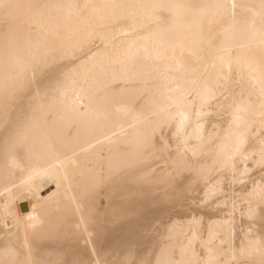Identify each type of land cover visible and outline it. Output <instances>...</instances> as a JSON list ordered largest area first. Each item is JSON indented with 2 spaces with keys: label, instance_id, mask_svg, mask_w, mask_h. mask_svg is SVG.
I'll list each match as a JSON object with an SVG mask.
<instances>
[{
  "label": "bare ground",
  "instance_id": "6f19581e",
  "mask_svg": "<svg viewBox=\"0 0 264 264\" xmlns=\"http://www.w3.org/2000/svg\"><path fill=\"white\" fill-rule=\"evenodd\" d=\"M37 2L83 5L102 0ZM236 2L258 3V0ZM145 24L146 28H137L136 33L130 31L127 21L109 23L104 29L110 50L122 51L130 44L139 50L137 69L140 74L134 78L114 76L110 70L105 72L98 65L87 63L88 55L104 47V42L98 38L77 52L78 59L71 55L50 58L37 71V84L41 89L47 87L50 94L66 77L76 80L77 87L83 89L82 94L106 113L107 120L94 130L81 132L69 145L71 150L78 152V160L90 161L88 167L93 169L92 173L81 176L80 168H69L68 178L64 179L60 170L57 172L59 187L55 178L42 171L54 163L51 158L37 159L35 155L29 158L27 148L21 147L18 152L24 167L5 176L0 155V241L11 239L21 244L27 235L33 257L46 264H72L74 260L86 264L97 261L99 264H122L125 260L155 259L162 247L178 251L182 244L190 241L201 254L202 245L211 242L210 246L220 249V258L228 264H247L248 261L259 264L258 251L251 256L240 253L242 242L246 245L248 239L264 240V203L247 196L255 183L264 182V170L259 165L254 166L249 161V171L243 176L245 164L239 159L234 172L213 168L200 175L196 171L175 168L171 157L176 154L179 141L173 135L174 123H162L157 128L155 149H150L139 160L113 153V166L109 167L106 162L111 142L105 137L121 126L126 129L132 124L143 127L145 117L157 122L159 117L152 113L168 103L169 97L177 96V85L187 91L191 88L190 82L197 81L201 85L207 83L215 92L199 117L196 116L198 100L188 108L190 119L186 132L193 137L189 145L200 143L194 138L197 122L204 138L200 154L194 158V167L211 163L215 138L223 135L236 102L251 100L259 110L261 50L258 46L241 50L242 54L253 56L254 61L251 67L238 70L235 51L229 67L217 59L214 49L209 54L207 44L202 45L200 51L177 48L174 54L171 50L165 54L160 37L152 34L155 26L147 20ZM68 27L82 29L83 25L73 17ZM22 33L25 40L45 38L43 29L29 28L26 22ZM210 38L214 45L220 43L218 35ZM47 39L52 41L50 33ZM145 53L150 57L147 60ZM158 56L162 58L155 59ZM35 91L36 84L18 102L17 111L21 114L28 112L35 103L31 99ZM69 96L74 98L75 91H70ZM118 108L121 110L117 111ZM254 119L258 121V117ZM252 132L258 139L257 126ZM210 135L212 142H209ZM94 140L100 143L87 152H79ZM29 167L34 169L31 174ZM86 185L90 192L82 222L73 199L77 203L81 201ZM212 185L216 189L214 192L209 190ZM6 204L9 212L4 211ZM31 216L39 220L35 228L26 227Z\"/></svg>",
  "mask_w": 264,
  "mask_h": 264
},
{
  "label": "snow or ice",
  "instance_id": "6c2138e0",
  "mask_svg": "<svg viewBox=\"0 0 264 264\" xmlns=\"http://www.w3.org/2000/svg\"><path fill=\"white\" fill-rule=\"evenodd\" d=\"M73 17L80 20L82 29L68 27V22ZM146 20L155 26L152 34L160 37L165 54L169 50L174 54L177 48L182 51L185 48L190 52L200 51L201 46L207 44L209 54L214 49L217 59L229 67L233 63L232 53L235 51V63L239 70L251 67L254 61L253 56L242 54L241 50H251L258 46L261 50L259 110L251 100L236 102L223 135L215 138L211 163L194 167V158L200 154L204 138L201 125L197 122L194 138L200 143L189 145V139L193 137L186 132V123L190 119L188 108L198 100L196 116L199 117L215 92L207 83L201 85L197 81H191V88L187 91L177 85V96L169 97L168 103L159 106L152 113L159 117L157 122L153 123L145 117L143 127L132 124L126 129L121 126L117 132H111L105 137L111 142L106 160L109 167L114 163L113 153L139 160L150 149L154 150L157 128L162 123H174L176 131L173 135L179 143L176 154L171 157L173 167L196 171L200 175H204L206 169L210 171L213 168L234 172L239 159L245 164L242 176L249 171V161L264 170V0H258V3H237L236 0H201L198 3L193 0H102L100 3L83 5L72 2L0 0V155L3 157L2 170L5 176L16 168L24 167V160L18 152L21 147L27 148L26 155L29 158L35 155L37 159L51 158L54 161L42 171L55 178L58 187L60 178L57 172L60 170L63 171L64 179L68 178L69 168H80L81 176L92 173L93 169L88 167L90 161L82 163L78 160V152L71 150L69 145L79 138L81 132H89L102 126L107 120L106 113L98 105L88 101L86 95L82 94L83 89L77 87V81L69 77L58 84L51 94L47 87L41 89L36 81L37 71L50 58L71 55L78 59L77 52L98 38L104 42V47H98L88 55L87 63L98 65L105 72L110 70L114 76L134 78L140 74L137 69L139 50L134 49L132 44L122 51L110 50L104 29L109 23L127 21L130 31L136 33L137 28H146ZM25 22L29 28L43 29L45 38L35 41L23 39L22 28ZM49 33L53 37L52 41L47 39ZM212 35L221 38L218 45L213 44L210 38ZM149 58L145 53L144 59ZM160 58L162 57H155ZM34 84L36 91L31 99L35 103L28 112L21 114L17 111L18 102L32 90ZM70 91H75L74 98L69 96ZM190 96L191 100L188 99ZM254 117H258V121ZM254 126H257L258 139L256 133L252 132ZM209 142H212L211 135ZM98 143L100 141L95 140L87 143L79 152H87ZM28 170L30 174L34 171L31 167ZM209 190L214 192L215 186H210ZM89 192L90 187L86 185L81 201L77 203L73 199L82 222L84 210L88 207L85 202L89 198ZM247 196L250 200L258 199L264 203V182L255 183ZM4 211L9 212L7 204ZM38 224V218L31 216L26 227L35 228ZM210 244L211 242H207L202 245L203 254L190 241L187 245L182 244L178 251L162 247L155 259L125 260L122 264H228V261L220 258L221 250ZM256 251L261 255L259 264H264V240L248 239L246 245L242 242L241 255L251 256ZM0 264L46 262L33 257L25 235L21 244L11 239L0 241ZM72 264L86 262L74 260ZM247 264L255 262L248 261Z\"/></svg>",
  "mask_w": 264,
  "mask_h": 264
}]
</instances>
